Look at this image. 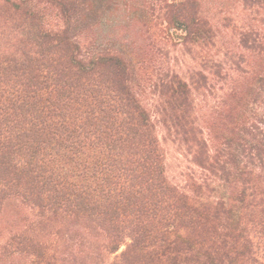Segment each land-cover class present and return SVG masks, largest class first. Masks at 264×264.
Instances as JSON below:
<instances>
[{"label": "trees", "instance_id": "16d2710c", "mask_svg": "<svg viewBox=\"0 0 264 264\" xmlns=\"http://www.w3.org/2000/svg\"><path fill=\"white\" fill-rule=\"evenodd\" d=\"M121 4L0 0V263L264 264V0Z\"/></svg>", "mask_w": 264, "mask_h": 264}, {"label": "rangeland", "instance_id": "374dc122", "mask_svg": "<svg viewBox=\"0 0 264 264\" xmlns=\"http://www.w3.org/2000/svg\"><path fill=\"white\" fill-rule=\"evenodd\" d=\"M127 1L128 0H121L122 4L120 5L118 10L111 14V16L109 17L110 23L104 26L105 28H103L102 34L100 33L99 37L110 38V41L124 44L127 48V51L129 50L130 52H134L137 51L139 45L142 44L143 36H140L141 28L139 22H136V20H138L139 18V13H136L137 16H130V12L125 11L123 8L124 4L127 3ZM135 1L138 2V0ZM131 11L134 10L131 9ZM167 50L169 51L167 60L171 63L177 62L180 66H182V68H186V66L192 65L191 55L186 54L184 51L180 52L178 50V47H167ZM140 52L141 51H138V53L141 55L142 52ZM153 58L158 60L155 56ZM171 168L174 171L177 168L176 164L173 163ZM14 211L15 208L13 206H9L3 214L1 220V228H4L2 229L4 230V232L6 231L8 225L11 223V215Z\"/></svg>", "mask_w": 264, "mask_h": 264}]
</instances>
